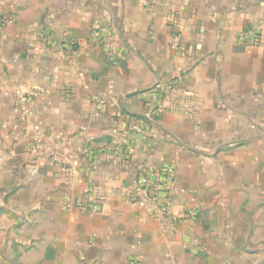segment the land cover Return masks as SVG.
Masks as SVG:
<instances>
[{
  "label": "crops",
  "instance_id": "1",
  "mask_svg": "<svg viewBox=\"0 0 264 264\" xmlns=\"http://www.w3.org/2000/svg\"><path fill=\"white\" fill-rule=\"evenodd\" d=\"M130 262L264 264V0H0V264Z\"/></svg>",
  "mask_w": 264,
  "mask_h": 264
},
{
  "label": "built area",
  "instance_id": "2",
  "mask_svg": "<svg viewBox=\"0 0 264 264\" xmlns=\"http://www.w3.org/2000/svg\"><path fill=\"white\" fill-rule=\"evenodd\" d=\"M93 35H101L102 40L104 43V48L106 50V57L107 61L111 65H116L118 62V52L115 47V44L111 38V32L105 27V28H100V29H95L93 31ZM246 35H240L239 39L244 40ZM258 38V37H257ZM258 41V39H257ZM157 87H154L152 91V99L157 100L158 95L156 93ZM114 86L111 85L110 89L113 90ZM31 102V96L30 94H24L21 99V108L24 111L25 115L23 118L26 116L28 117L30 113H28V108L27 106ZM117 107H119V103H116ZM149 106H152V102H149ZM120 108V107H119ZM154 111L158 114H162L164 112V109L162 106H156L154 108ZM125 116V112L122 109H118L117 111V117H123ZM145 124H143L140 127V132L145 131ZM143 135L142 137L145 138L146 135L141 132ZM42 135V131H38L34 135V140L35 143L31 147L32 151H35L37 148V143L36 141L39 139V137ZM81 157L84 160L87 165L93 166L96 165L98 160H99V155L95 149H90L87 148L82 151ZM56 161H59V157H54ZM174 173L175 169L172 165H168L164 167L163 169L157 171L156 173H151L150 171H144L140 177V180L138 182V190L140 192V196H134L131 198V201L133 203H140L143 201H148L152 200L156 204V212L157 215L161 217H166L168 219H173V220H178L179 217L175 216L174 213L172 212V207L169 202V193L172 189V184H173V179H174ZM156 178V179H155ZM73 206H76L78 208H88L91 207L92 205L89 202H86L84 200H79L74 204H70ZM197 216V210L194 208H187L182 216L180 217L181 219L188 220V219H193Z\"/></svg>",
  "mask_w": 264,
  "mask_h": 264
},
{
  "label": "rangeland",
  "instance_id": "3",
  "mask_svg": "<svg viewBox=\"0 0 264 264\" xmlns=\"http://www.w3.org/2000/svg\"><path fill=\"white\" fill-rule=\"evenodd\" d=\"M18 264H20V263H18ZM130 264H137V263L136 262H132V263L130 262Z\"/></svg>",
  "mask_w": 264,
  "mask_h": 264
}]
</instances>
